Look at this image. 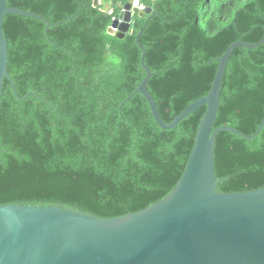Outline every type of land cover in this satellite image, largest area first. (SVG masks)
<instances>
[{
	"label": "trees",
	"instance_id": "obj_1",
	"mask_svg": "<svg viewBox=\"0 0 264 264\" xmlns=\"http://www.w3.org/2000/svg\"><path fill=\"white\" fill-rule=\"evenodd\" d=\"M6 1L51 25L19 14L3 19L18 96L4 78L0 205H57L110 218L162 199L183 173L206 107L163 129L141 93L127 99L146 76L140 45L147 88L171 122L208 94L233 42L264 35V0ZM127 2L152 12L133 14L132 31L120 38L107 30ZM263 117L264 41L233 48L214 127L253 135ZM214 167L218 192L264 187V124L251 139L218 132Z\"/></svg>",
	"mask_w": 264,
	"mask_h": 264
},
{
	"label": "water",
	"instance_id": "obj_2",
	"mask_svg": "<svg viewBox=\"0 0 264 264\" xmlns=\"http://www.w3.org/2000/svg\"><path fill=\"white\" fill-rule=\"evenodd\" d=\"M93 2L96 6L99 0ZM151 12V7L141 9L127 2L107 31L124 37L132 31L133 14L145 17ZM7 14L40 19L47 28L51 25L38 13L8 6L6 0H0V97L4 78H8L17 95L7 71L8 43L3 33ZM263 41L264 35L256 43L233 42L219 58L208 94L190 103L171 122L161 118L147 88L151 72L144 63V47L140 45L146 76L127 99L141 93L163 129L175 127L193 111L206 107L186 166L174 188L137 212L110 218L57 205L2 204L0 264H264V187L218 192L214 167L218 132L230 131L251 139L264 124L263 117L253 135L228 125L214 127L224 69L233 48L257 47Z\"/></svg>",
	"mask_w": 264,
	"mask_h": 264
},
{
	"label": "built area",
	"instance_id": "obj_3",
	"mask_svg": "<svg viewBox=\"0 0 264 264\" xmlns=\"http://www.w3.org/2000/svg\"><path fill=\"white\" fill-rule=\"evenodd\" d=\"M139 8L143 9L142 7L139 6Z\"/></svg>",
	"mask_w": 264,
	"mask_h": 264
},
{
	"label": "crops",
	"instance_id": "obj_4",
	"mask_svg": "<svg viewBox=\"0 0 264 264\" xmlns=\"http://www.w3.org/2000/svg\"><path fill=\"white\" fill-rule=\"evenodd\" d=\"M101 0H99V2H100Z\"/></svg>",
	"mask_w": 264,
	"mask_h": 264
}]
</instances>
